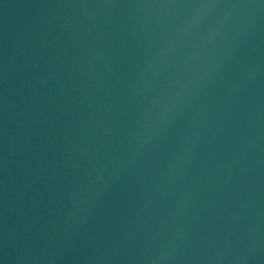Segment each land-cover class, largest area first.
<instances>
[{"label":"water","instance_id":"water-1","mask_svg":"<svg viewBox=\"0 0 264 264\" xmlns=\"http://www.w3.org/2000/svg\"><path fill=\"white\" fill-rule=\"evenodd\" d=\"M0 264H264V0H0Z\"/></svg>","mask_w":264,"mask_h":264}]
</instances>
